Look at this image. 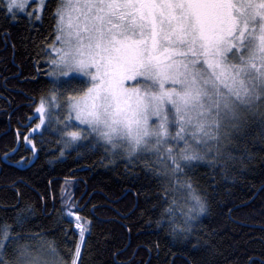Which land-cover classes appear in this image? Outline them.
I'll return each mask as SVG.
<instances>
[{"label": "snow or ice", "instance_id": "6c2138e0", "mask_svg": "<svg viewBox=\"0 0 264 264\" xmlns=\"http://www.w3.org/2000/svg\"><path fill=\"white\" fill-rule=\"evenodd\" d=\"M34 2L0 0V10L15 16ZM53 19L52 89L37 109L41 122L53 106L66 109L65 128L74 116L95 146L143 161L162 182L161 220L167 216L173 235L188 232L177 211L184 225L207 211L190 175L196 162L212 157L210 167L226 168L251 124L264 135V0H56ZM84 131L67 132L65 146ZM25 219L18 213L17 225ZM21 239L0 225V264H61L51 243ZM80 255L78 243L72 264Z\"/></svg>", "mask_w": 264, "mask_h": 264}, {"label": "trees", "instance_id": "16d2710c", "mask_svg": "<svg viewBox=\"0 0 264 264\" xmlns=\"http://www.w3.org/2000/svg\"><path fill=\"white\" fill-rule=\"evenodd\" d=\"M47 5L31 18L34 4L15 16L0 10V225H10L21 244L51 243L67 264L81 240L68 222L74 213H81L85 228L77 264H264V135L258 123L236 142L226 168L210 167L212 157L196 162L190 175L207 211L193 212L188 225L177 211L178 223L190 230L176 235L167 216L161 220L162 182L143 161L106 152L85 131L66 147V133L82 129L64 128L66 109L53 106L51 119L35 131L36 109L52 89L47 61L56 0ZM18 213L26 217L21 225ZM8 252L10 259L11 247Z\"/></svg>", "mask_w": 264, "mask_h": 264}, {"label": "rangeland", "instance_id": "374dc122", "mask_svg": "<svg viewBox=\"0 0 264 264\" xmlns=\"http://www.w3.org/2000/svg\"><path fill=\"white\" fill-rule=\"evenodd\" d=\"M31 4H34V6L32 7V9H31V11H33V9H37L38 11H37V13H39V11L41 10L40 9V0H35V2L34 3H31ZM30 4V5H31ZM29 5V6H30ZM28 6V7H29ZM27 7V8H28ZM21 11H19V10H17V12L16 13H20ZM58 47H59V45H57ZM51 54L52 55H54V52H52V49H51ZM84 79L85 80H87L88 81V86H87V88L88 87H90L91 86V77L90 76H88V77H84ZM137 79L138 80H140V79H143L142 77H137ZM124 86L125 87H128V88H132V87H138V85L133 81V80H126V81H124ZM166 87H172V84H171V82L169 81V82H167V84L165 85ZM86 88V89H87ZM40 106H38V108H39ZM37 108V109H38ZM37 109H36V115H38L39 117H40V121H39V124L35 127V131L37 130V131H40L46 124H47V122H48V120H50L51 119V114H50V116H45V121H44V123H42L41 122V116H42V113H40L39 111H37ZM46 110H47V106H46ZM66 111V117H67V110H65ZM66 123H68V121H67V119L65 118V123H63V125L64 124H66ZM71 123H72V125H74V126H77V127H79V128H82V129H84L85 130V132H86V134H87V131H86V129H87V126L86 125H80V123H79V121H76L75 120V118H74V116H73V118H72V121H71ZM65 128V127H64ZM172 131H173V133H175V131H176V129L175 128H173L172 129ZM68 137V140H71V137H69V136H67ZM78 141V140H77ZM76 143V141L75 142H73L72 144H75ZM120 156V155H119ZM118 156V157H119ZM124 158H127V156L126 155H122ZM72 209V207H70V210ZM71 215V217H74V214H70ZM76 217H77V215H76ZM78 224H80V222L78 221V220H76V224H75V227H76V231H78V232H80L81 230H80V228L79 227H77V225ZM81 225V224H80ZM82 226V225H81ZM83 227V226H82ZM81 233V232H80Z\"/></svg>", "mask_w": 264, "mask_h": 264}, {"label": "flooded vegetation", "instance_id": "af4514ba", "mask_svg": "<svg viewBox=\"0 0 264 264\" xmlns=\"http://www.w3.org/2000/svg\"><path fill=\"white\" fill-rule=\"evenodd\" d=\"M68 181H70V180H68ZM72 181H76L75 179H73ZM76 207H78V209H79V211H83V208H84V204H82V205H79L78 203L76 204V201H75V203H74V208L76 209ZM68 213V212H67ZM76 215H77V217H76ZM69 217V216H68ZM76 220H78L79 222H80V224L83 226V228H84V224H83V221H82V215H81V213H74V217H69L68 218V222L69 223H71V226H72V229H74V231H75V233H73V238L74 237H76V228L74 227L75 226V224H76ZM85 229V228H84ZM78 234L80 235V237H81V240H80V250H81V242H82V240H83V238H84V234H85V230H84V232H83V237L81 236V233L80 232H78ZM75 245H76V242H75ZM53 247H55L54 245H52ZM57 250V249H56ZM76 252V246H75V249L73 250V252H72V256H73V258H74V253ZM58 250H57V256H58ZM58 259H60V261H61V264H67L66 262H65V259L64 258H60L59 256H58ZM72 260L73 259H71V261H70V263H68V264H72ZM78 261V260H77Z\"/></svg>", "mask_w": 264, "mask_h": 264}]
</instances>
